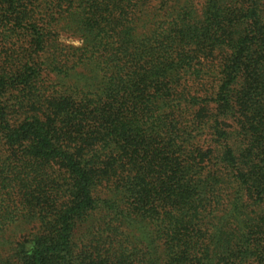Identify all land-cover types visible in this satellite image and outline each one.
<instances>
[{
  "label": "trees",
  "instance_id": "16d2710c",
  "mask_svg": "<svg viewBox=\"0 0 264 264\" xmlns=\"http://www.w3.org/2000/svg\"><path fill=\"white\" fill-rule=\"evenodd\" d=\"M62 2L0 0V233L37 223L11 264H264V0ZM54 16L93 68L69 95L33 57Z\"/></svg>",
  "mask_w": 264,
  "mask_h": 264
},
{
  "label": "rangeland",
  "instance_id": "374dc122",
  "mask_svg": "<svg viewBox=\"0 0 264 264\" xmlns=\"http://www.w3.org/2000/svg\"><path fill=\"white\" fill-rule=\"evenodd\" d=\"M62 1L63 0H47V4L54 5V2L57 4H63ZM197 1L201 6L205 4V0ZM150 8L151 11L155 12L158 11L159 6L153 2L150 4ZM198 8L200 9L201 7L199 6ZM198 12H200V10H198ZM4 15L6 16V13L0 10V58L2 61H4L6 57L11 58V38L9 35H6L9 38L5 40L2 34L4 31L2 30V26L5 23ZM54 18H58L59 20L55 23L56 25L54 24L47 32V39H45L47 40V44H44V50L42 49L33 57L34 59L37 58L40 63L39 67L41 71L39 73V83L42 86V89L47 92L59 90L60 92L62 91L65 92L66 95H69L70 91L73 90V87H79L80 84L78 83L83 82V80L90 76L93 68L86 65L79 66V60L71 58L72 51L76 50L77 54H80L85 50V48H83V37L75 29L74 23L69 20V18H66V16L63 18L54 16ZM138 32L140 33L141 31L139 30ZM91 39L92 38L90 37V40ZM18 46H20V44H18ZM79 48H83L81 52L77 50ZM68 57L70 58L67 61L66 66L68 68H74V71L70 72L69 77H64L55 72L50 73V67H48L47 64L52 62L55 58H61L62 62H66L65 59ZM7 88L8 97L11 98L10 83L7 84ZM35 229H37V223L29 218L23 219L18 217L15 223L11 224L1 232L0 264H11V242L20 241L23 237H25L26 240L30 239L31 235L35 232Z\"/></svg>",
  "mask_w": 264,
  "mask_h": 264
}]
</instances>
